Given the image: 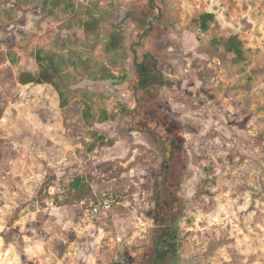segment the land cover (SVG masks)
<instances>
[{
  "label": "rangeland",
  "instance_id": "obj_1",
  "mask_svg": "<svg viewBox=\"0 0 264 264\" xmlns=\"http://www.w3.org/2000/svg\"><path fill=\"white\" fill-rule=\"evenodd\" d=\"M155 261L264 264V0H0V264Z\"/></svg>",
  "mask_w": 264,
  "mask_h": 264
},
{
  "label": "trees",
  "instance_id": "obj_2",
  "mask_svg": "<svg viewBox=\"0 0 264 264\" xmlns=\"http://www.w3.org/2000/svg\"><path fill=\"white\" fill-rule=\"evenodd\" d=\"M212 18H213L212 13H205L200 16L201 24L204 29L207 28V22ZM112 45L113 46L118 45V39L115 36L112 39ZM227 46L230 51L235 53L237 59H242L244 57L243 49L241 48L240 42L237 40L236 37H231L228 40ZM38 60L40 61L43 60V57L40 54H38ZM42 66H43L42 67L43 69L38 76L33 75L31 73H24L21 76L22 82L24 83H27V82L55 83L54 79H55V76H57V74L59 73V69L55 67L53 63H51L49 66H44V64ZM107 77L114 78L115 75L108 74ZM118 78H120V80H125L126 74L124 73L121 77H118ZM72 184L74 187H80L82 184V181L78 179L77 181H74ZM159 242H160L159 244L161 245V247L160 249H158V252L161 255H166L172 248H174V243L168 240V236L166 232L164 231L159 234Z\"/></svg>",
  "mask_w": 264,
  "mask_h": 264
},
{
  "label": "built area",
  "instance_id": "obj_3",
  "mask_svg": "<svg viewBox=\"0 0 264 264\" xmlns=\"http://www.w3.org/2000/svg\"><path fill=\"white\" fill-rule=\"evenodd\" d=\"M118 196L113 193H104L91 207L93 214L111 210L118 203Z\"/></svg>",
  "mask_w": 264,
  "mask_h": 264
},
{
  "label": "flooded vegetation",
  "instance_id": "obj_4",
  "mask_svg": "<svg viewBox=\"0 0 264 264\" xmlns=\"http://www.w3.org/2000/svg\"><path fill=\"white\" fill-rule=\"evenodd\" d=\"M158 218H159V217H158ZM158 218H156V219L158 220ZM153 264H159V263L155 261Z\"/></svg>",
  "mask_w": 264,
  "mask_h": 264
}]
</instances>
